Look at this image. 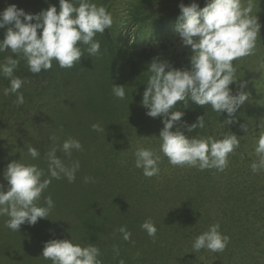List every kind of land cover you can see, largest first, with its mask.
I'll return each instance as SVG.
<instances>
[{"label":"rangeland","instance_id":"rangeland-1","mask_svg":"<svg viewBox=\"0 0 264 264\" xmlns=\"http://www.w3.org/2000/svg\"><path fill=\"white\" fill-rule=\"evenodd\" d=\"M181 2L187 5L192 0H163L161 13L165 14L167 10L174 11L177 3ZM196 2L201 8L205 6V0H196ZM252 2L253 13L257 12L261 24V40L264 41V0H252ZM126 3L125 0H110L109 12L112 14L113 25L117 26L116 31L123 32L130 40V44H133L139 38L136 28L121 29L125 25L122 17L128 7ZM177 23L168 28L169 32L163 35V40L170 50L183 53L190 62L191 48L182 45L175 32ZM144 33L148 34V40L154 33L162 34L158 29L155 31L149 29ZM2 37L4 38L5 35ZM261 40L257 39L253 55L233 62L237 78L246 85L242 90L248 93V99L231 117L233 122L226 123L229 119L227 112L219 114L210 106L205 108L195 106L183 111V117L172 129L175 131L176 127H179L188 137L196 135L219 139L228 131L240 137V145L229 154L228 165L223 171L215 168L200 170L198 167L170 164L168 158L160 152L161 141L158 137L164 126L162 118L149 117L146 115V108L137 109L140 99L132 105V110L125 103L128 93L132 99L137 95L139 98L140 95L143 96L145 89H137L135 93L131 92L132 86L123 100H117L119 105L129 111L127 121L133 119L130 125L134 122L137 124L130 126L128 132L132 140L127 141L123 138V142H120L121 128L127 127L124 125L125 110L121 112L113 103H108L107 106L105 102L98 103L96 110L100 116V126L105 129L101 135V142L86 143L85 137L79 140L82 149L77 154L80 169L76 173L75 181L70 183L65 178L52 182L51 189H47L52 195L46 196L52 197L55 206L47 218L38 219V223L41 224L40 233L31 231L27 223L22 224L18 232L16 231L17 238L15 236L9 240L0 255V264H52L51 260L42 256L46 241L72 238L74 243L81 242L80 238L73 236L72 233L68 234L69 230L65 227L72 226L70 215H74L72 213L75 210L74 206L79 204L80 195L85 192H91L100 204V199L104 200L116 194L117 198L123 199L122 192L133 194L135 199L125 203L133 209L139 221L131 227L132 230H129L131 233L129 241L135 243L146 241L144 246L146 245L148 252H144L140 260L132 264H161L165 259L167 262L164 264H264V170L253 172L251 169V164L258 159L254 149L261 131L260 121L264 118V42ZM140 42L143 46L149 44L143 40L142 35ZM38 75H41V72ZM118 75V72L113 71L105 78L117 79ZM42 83L39 87L46 85ZM8 87L10 84L0 87V153L6 152L13 145L17 148L16 134L35 128L41 129L39 123H44L46 115L49 114L48 109L42 104L43 101L35 96L38 90L37 83L30 85L28 89L22 86L19 90L24 96L23 104L27 106L23 109L15 103L16 94L4 95V89ZM230 88L235 94L240 90L239 82L233 83ZM43 97L47 98V96ZM50 109L52 114L53 107L51 106ZM174 110L182 111L179 108ZM205 111L207 113L205 127L202 129L197 127L196 130L189 132L185 123L188 125L196 123L198 117L205 116ZM73 119L74 114L70 112L66 116L55 117L58 123H72ZM53 123L54 126L45 125L50 132L53 131L51 138L44 145L47 151L58 145L57 138L61 131L65 136L59 146L65 139L72 138V132L82 134L76 128L66 125L60 127L58 123ZM241 125H246L248 131L245 132ZM141 146L153 150L160 156L158 175L145 177L143 170L135 167L134 152ZM24 147L25 145L22 146ZM128 147L129 153L125 157L124 150ZM7 152L9 156L26 154L24 150L10 149ZM56 155L66 157L58 151ZM45 156L46 154L40 155L38 159L33 160L27 155V159L45 173L48 168V163L43 159ZM69 159L64 163L70 164L71 161L77 160ZM10 162H6L0 169L1 179L6 183L3 173ZM85 177L91 179L85 182ZM37 203L38 206L46 207L44 197H41ZM8 219L7 216H0V232L9 229L6 227ZM146 219H151L158 229L155 238L148 236L141 228V224ZM215 223H219L220 232L230 238L226 248L221 252L207 249L194 250L192 245L195 238ZM140 252L141 250L136 255L139 256ZM106 253H101L99 259L102 264H111L112 260Z\"/></svg>","mask_w":264,"mask_h":264},{"label":"clouds","instance_id":"clouds-1","mask_svg":"<svg viewBox=\"0 0 264 264\" xmlns=\"http://www.w3.org/2000/svg\"><path fill=\"white\" fill-rule=\"evenodd\" d=\"M179 9L175 32L182 45L191 48L190 67L175 68L166 61L154 59L145 71L149 76L144 83L146 89L141 103L147 109L146 115L162 118L164 126L158 137L160 152L170 164L223 171L228 165L229 154L239 147L240 137L231 131L219 139L188 137L179 127L173 131L184 115L183 111L174 109L178 103L190 100L204 108L210 106L219 114L227 112L229 119L226 123H232L231 117L248 99V93L242 90L245 82L237 78L233 62L255 53L257 39L261 40V24L257 12L253 13L252 0H205L202 8L192 0L187 5L181 2ZM112 24V14L93 0H59V11L55 5H50L36 14L27 13L13 4L0 11V29L9 26L4 39L0 40V52L10 50L14 55H22L33 74L50 70L54 61L60 68L70 69L80 62L84 51L91 57L99 53L100 42L96 36L98 33L102 35ZM81 45L87 46L86 49L82 50ZM5 61L0 63V75L9 79L10 87L4 89V95L16 94L15 103L22 105L24 96L19 90L25 81L14 75L19 61L12 56L6 57ZM237 82L240 90L233 94L230 85ZM125 87L113 84V95L123 100ZM206 115L205 111V116L198 117L196 123H185L187 130L204 128ZM91 127L97 132L105 131L96 123ZM259 127L261 131L254 149L258 159L251 164L253 172L264 170V118ZM241 128L248 131L246 125ZM81 149L79 140L68 138L59 148L47 151L48 178H43L44 170L36 164L20 160L8 163L3 173L7 190L0 183V216L9 218L7 228L18 232L22 224L35 225L38 219L48 217L55 205L52 197L46 196V207L38 206L42 193L52 179L67 178L68 182H74L80 169L78 160L65 164L56 153L60 151L70 158L74 150ZM27 151L33 160L41 155L31 144ZM134 157L135 167L142 169L145 177L159 174L160 156L153 150L138 147ZM84 179L88 182L91 178ZM141 228L153 238L158 231L151 219H146ZM119 232L125 241L130 240L131 233L125 226H121ZM229 239L220 232L219 223H215L195 238L192 247L196 251L221 252ZM116 251L119 254L118 249ZM42 256L52 264H102L100 249L96 245L81 246L72 238L46 241Z\"/></svg>","mask_w":264,"mask_h":264},{"label":"trees","instance_id":"trees-1","mask_svg":"<svg viewBox=\"0 0 264 264\" xmlns=\"http://www.w3.org/2000/svg\"><path fill=\"white\" fill-rule=\"evenodd\" d=\"M125 1H127L126 4H128V7L122 17L125 25L121 29L136 28L139 38L138 41L136 40L133 44H130V40L125 37L123 32H117V26L112 24L111 28L106 29L102 35L98 33L96 36V39L100 42V51L97 55L91 57L88 56L86 51H84V55L81 57L80 62L76 63L75 66L70 69L60 68L54 61L53 67L50 70L41 71V75L28 72L27 62L22 55H14L10 50L0 53V63H5V58L8 56H12L13 59L19 61L18 67L14 71V75L25 81L23 88L27 87L28 89L30 85L37 83L38 90H36L35 96L43 101L42 104L49 111V114L46 115L45 122L39 123V128L41 129L35 128L20 133L19 135L16 134L17 137H15V141L18 143L17 148L16 145H13L10 149L11 151L24 150L26 154L23 156L19 154L9 156L7 155V150L10 151L8 148L6 152L0 153V169L9 161L20 160L22 163L35 164L27 159V155H29L27 151L28 147L31 144L38 149L41 155L46 154L47 150L44 145L51 138L53 133V131L50 132L46 127L49 125L54 126L53 122L58 123L55 120V117L66 116L69 112L74 114L72 123H58L59 126L63 127V125H66L82 132V134L72 132V138L80 140L85 137L86 143L88 141L91 143H100L102 132L94 131L91 127L94 123L99 125L101 123L99 113L96 110V106L100 102L103 104L105 102L106 106L108 103H113L115 108L119 109L121 112L122 110H125L124 115L126 121L124 122V125H127V127L125 129L123 127L121 128L122 132L119 133L121 135L120 142H123V138L127 141H131L132 138L128 134L131 129L130 126H137V124L134 122L133 125H130L133 119L127 121L129 111L118 104V98L112 93V85L126 86V93L129 92L132 86L133 88L131 92L135 93H137V89H146V84L144 83H146L149 73L145 71H147L148 65L154 59L166 61L175 68L190 67V62L187 56L183 53L170 50L163 40V35H166L169 32L168 28H170L172 24L178 22V17L180 16V3H177L174 11L170 12L167 10V13L162 14L161 1L163 0ZM93 2L98 6H105L108 11L111 7L110 0H93ZM13 4L20 9H23L25 12L33 14L47 9L50 5H55L59 11V0H0V11H3L6 7ZM33 23H35V21H33ZM7 27L9 26L6 25L5 28L0 29V40L4 39L2 36L5 35ZM149 29L154 31L158 29L159 33L162 34L159 35L158 33H154L152 38L149 39L153 41H149L148 34L144 33ZM141 35L143 40L149 43L147 46L141 44ZM156 37H158V39H155ZM86 47L87 46L81 45L82 50L86 49ZM113 71L119 73L117 79L105 78L107 74ZM41 76L44 77L41 78ZM40 79L42 80L40 81ZM42 82L46 85H41L39 87V84H43ZM9 84V79L0 75V87ZM43 96H47V98H44ZM142 97L140 95L139 98L137 95L132 99L128 93L125 103H127V107L132 110V105L136 104L140 99V105L137 109L145 108L141 103ZM16 98L17 97L15 96V101ZM17 106L21 109L27 107L25 104ZM51 106L53 107L52 114L50 113ZM195 106L198 105L193 104L189 100L187 102L178 103L175 108L187 111ZM102 111L103 109L101 112ZM94 113H96V115H94ZM64 136L65 134L61 131L59 138H57L58 145H55L54 147H60L59 144ZM23 145H25L24 148H22ZM79 152L80 151L74 150L70 158L79 160L77 158ZM124 152L126 157L129 153V147L124 150ZM60 158L63 161L70 160L67 156ZM43 159L45 160V163H47V156ZM48 177L49 173L47 168L43 178ZM54 180L56 179H52L50 186L47 188L48 190L51 189ZM0 183L4 184L6 186L5 190H7V183L1 179V175ZM47 189L42 193L41 197L52 195L50 194V191L48 193ZM60 194L61 192L58 196H60ZM122 194L123 199L117 198L116 194L113 197H107L104 200L100 199V204L91 192L81 193V203L79 202L80 205L78 204L77 206H74L75 210L72 212L74 215H70L69 218L72 226L65 227L69 230L68 234L72 233L73 236L80 238L81 242H78V244L83 246L94 244L100 249V254L107 252V256L112 260L111 264H120L121 261H123L124 264L136 263L143 256L144 252H148L146 250V245L144 246L146 241L141 243L140 241L137 243L129 240L125 241L122 233L119 232L121 226H125L128 231L130 229L132 230L131 227L136 225L139 221L136 218L133 209L126 206L125 203L128 200L135 199L133 194L129 195L124 192H122ZM28 226L31 231H35L37 234L41 231V224L38 222L35 225L28 224ZM29 233L31 234L32 232ZM15 236L16 231L10 229L6 231L5 229L1 230L0 255H2L9 240ZM147 244L150 245V243ZM117 249L119 254H117ZM140 250V255L137 256L136 253ZM166 262L167 260L165 259L161 264Z\"/></svg>","mask_w":264,"mask_h":264}]
</instances>
